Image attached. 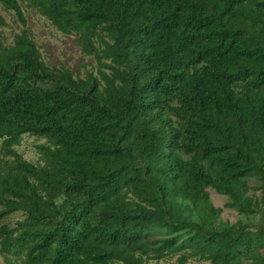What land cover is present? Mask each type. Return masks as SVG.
I'll use <instances>...</instances> for the list:
<instances>
[{"label":"trees","instance_id":"trees-1","mask_svg":"<svg viewBox=\"0 0 264 264\" xmlns=\"http://www.w3.org/2000/svg\"><path fill=\"white\" fill-rule=\"evenodd\" d=\"M22 5L94 63L47 64ZM0 7L20 22L0 38V219L21 212L3 264H264V217L222 220L208 194L264 212V0ZM23 133L43 138L35 162Z\"/></svg>","mask_w":264,"mask_h":264},{"label":"rangeland","instance_id":"rangeland-1","mask_svg":"<svg viewBox=\"0 0 264 264\" xmlns=\"http://www.w3.org/2000/svg\"><path fill=\"white\" fill-rule=\"evenodd\" d=\"M22 10L25 16L27 26L30 28L31 35L34 38L43 60L49 65H64L68 66L73 72H80L84 64H93L94 60L89 55H84L75 42V35L73 33H63L59 31L47 18L41 15L33 8L22 5ZM0 14H2L5 24L0 25V38L4 41H10L12 33L17 31L20 22L15 18L12 11H5L0 7ZM43 141L42 137L23 133L20 142L14 145V148L19 152L23 158L30 161H37L39 152L36 144ZM256 192L258 190L256 189ZM209 198L213 205L221 207L218 217L222 220L234 221L240 219L242 221L256 222L264 217V212L243 214L239 213L233 207L223 206L225 195L208 188ZM21 217L19 210L12 211L5 215L1 222H5L9 226L13 224L16 218ZM162 231H156L154 234H162ZM264 253V246L261 248ZM177 253H169L157 259L149 258L147 264H174ZM187 264H208L207 260L200 259L196 256H189ZM0 264L2 257L0 255ZM248 264V263H245Z\"/></svg>","mask_w":264,"mask_h":264}]
</instances>
